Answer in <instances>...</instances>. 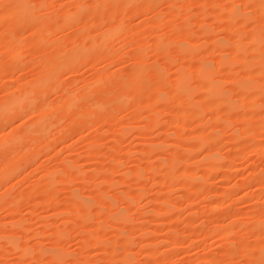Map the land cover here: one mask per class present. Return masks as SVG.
<instances>
[{
	"label": "rangeland",
	"instance_id": "obj_1",
	"mask_svg": "<svg viewBox=\"0 0 264 264\" xmlns=\"http://www.w3.org/2000/svg\"><path fill=\"white\" fill-rule=\"evenodd\" d=\"M18 1L0 3V264H58L53 252L66 254L59 264H264L259 0H24L30 22L12 13ZM204 62L228 102L212 105ZM137 67L144 78L131 86ZM207 133L217 142L197 146ZM172 170L177 185L165 180ZM74 191L93 204L86 225L79 214L67 221ZM103 196L113 204L101 206ZM120 213L130 225L114 224ZM100 227L106 244L82 241Z\"/></svg>",
	"mask_w": 264,
	"mask_h": 264
},
{
	"label": "bare ground",
	"instance_id": "obj_2",
	"mask_svg": "<svg viewBox=\"0 0 264 264\" xmlns=\"http://www.w3.org/2000/svg\"><path fill=\"white\" fill-rule=\"evenodd\" d=\"M247 1V0H246ZM17 3V2H16ZM259 3L263 6V8H264V0H259ZM4 4H6V3H4ZM16 6H15V11L13 12L12 11V13H15V15L16 16H18V17H20V19L23 21V22H26V21H28V22H30V21H32L34 18H35V16H34V13L32 14L31 13V11H30V9H28L27 8V6H26V4H25V1L24 0H20V1H18V3L17 4H15ZM12 6H13V4H12ZM10 9H11V6H10ZM9 10V9H8ZM12 10V9H11ZM33 10V9H32ZM75 11V10H74ZM79 11V10H78ZM78 11H76V12H78ZM79 13V12H78ZM171 13H173V12H171ZM14 15V14H13ZM69 16V15H68ZM67 16V19H69L70 18V16L68 17ZM262 16H263V18H264V9H263V13H262ZM2 18V17H1ZM11 18V17H10ZM37 19V18H36ZM167 19H169V18H167ZM168 21V20H167ZM27 22V23H28ZM189 30H191V29H186L185 31H186V33H190L191 31H189ZM185 33V34H186ZM256 34H257V32H255L254 33V35L256 36ZM110 36H112L111 34H107V35H104V39H101V40H99V41H97V43L98 44H100L101 46L103 45V44H105V42H107V41H109L110 40ZM258 39L256 38V40H254V42H256L257 43V45H260V41H257ZM101 41V42H100ZM161 43H163V42H160V45H161ZM97 45V44H96ZM99 46V45H98ZM97 46V47H98ZM180 47V46H179ZM181 49L183 50V52H184V54L186 55V56H191V53H190V51H189V47H184L183 45L181 46ZM141 65V64H140ZM145 66V65H144ZM143 66V67H144ZM143 67H137V69L135 70V81H134V83H133V85L131 84V86H134V85H136V84H138V82L140 83V81H142V80H140L141 78H144L143 76H144V69L145 68H143ZM212 71H213V68H212V66L210 65V64H208V63H206V62H204V63H202L201 65H200V79H201V81L205 84V86H206V89L209 91L208 93H209V96H211L212 97V105L214 106L217 102H220V101H226V102H228L229 101V98H228V96L225 94V92L223 91V89H222V84H221V82L219 81V80H214L212 77H211V75H212ZM160 71L158 70V73H159ZM184 73H186V72H183L180 76L181 77H179L178 78V81H177V84H178V88L179 89H182V90H186V89H188V84H189V80L188 79H190V77L188 76V73H186V74H184ZM101 78H103V77H101ZM132 82V81H131ZM142 83V82H141ZM140 83V84H141ZM139 85V84H138ZM95 90L96 89H92V90H88V91H86L85 93H86V96L87 95H89V93L91 94V92H95ZM191 94H192V91H191V93L188 95V97H190L191 96ZM187 106H189V102H186V107ZM251 106H252V102H251ZM197 113H201L200 111H196ZM183 114H181V120H183V119H186L185 117H186V112H185V109H184V112H182ZM156 120V119H155ZM103 123H105V122H103ZM101 126V125H100ZM263 126V125H262ZM104 127V126H103ZM261 127V126H260ZM102 129V128H101ZM182 130V129H181ZM261 131V130H260ZM263 131V130H262ZM181 134V133H180ZM185 134V133H184ZM183 133H182V135H184ZM208 134V133H207ZM206 134V135H207ZM209 136L208 137H204L203 136V134L202 135H200V137H201V139L199 140V141H197V143H196V145L197 146H200V147H202V146H204L205 144H206V142H212V143H214V141H216L217 140V138H218V135L217 134H208ZM185 136V135H184ZM184 136H182V137H184ZM234 136H235V138L236 137H238L237 136V133L235 132L234 133ZM181 137V136H180ZM197 137V136H196ZM195 137V138H196ZM188 138V137H187ZM186 138V139H187ZM94 140V139H93ZM16 141V140H15ZM217 142V141H216ZM93 143V142H92ZM96 143V142H95ZM176 143V142H175ZM97 144V143H96ZM183 144V143H182ZM98 145V144H97ZM177 145V144H176ZM162 145H158V147H161ZM180 146V145H179ZM9 147V146H8ZM150 148H151V151H153V149L154 148H152L151 146H149ZM96 148V147H95ZM99 148V147H98ZM10 149V148H9ZM97 149V148H96ZM149 149V148H148ZM100 150V149H99ZM187 150H189V149H187ZM90 151L93 153V152H96L95 154H99V152L98 151H96V150H93V149H91L90 148ZM149 151H150V149H149ZM90 152V153H91ZM98 152V153H97ZM91 153V154H92ZM101 154V153H100ZM94 155V154H93ZM209 165H208V167L210 168V169H215V168H217L219 165H220V155H218V152H216V153H212V154H210V157H209ZM162 166H164L165 164H166V162L165 161H161V163H160ZM116 168V166H114L112 169L114 170ZM79 175H78V177L77 178H79V179H82V180H84L85 179V176H84V174L82 173V172H80V173H78ZM136 178L137 179H140L141 180V178H142V172H141V170L140 169H138V170H136ZM177 174L172 170V171H169L168 173H166V174H164V176H165V180H167L168 182H172L171 184H173V185H177L178 184V181L180 180H178L177 179V176H176ZM190 176V175H189ZM186 178V177H185ZM105 179H106V182L108 183L107 185H109V186H111V187H113L114 185H115V183H114V180L113 181H111V177H110V175L109 174H107L106 176H105ZM47 180H50V179H47ZM53 181V180H52ZM125 181V180H124ZM127 181V180H126ZM193 183V182H192ZM191 183V184H192ZM51 184L52 183H50V185H48V191H50V195H52V197H51V199H52V201L54 202L55 201V196L53 195V193H54V191H55V187L54 186H51ZM142 191V190H141ZM142 193L143 192H140L139 191V193H138V197H140L141 195H142ZM125 194H127V193H125ZM125 194H123V192L121 193V198L120 199H122V201H124V202H126V204H127V206H128V208H129V210H133V208L135 209V201L134 200H132V199H130V198H128ZM170 201V200H169ZM111 204L112 203V199L110 198V197H102V200L100 201V204H101V206H105L106 204ZM137 203V202H136ZM167 203H169L168 201H167ZM173 203V202H172ZM171 203V204H172ZM69 204L70 205H68V208H70L69 210H67V221H71L72 220V218H73V216L75 217V215H76V217H77V214H79L80 216H82V218L80 217V216H78L79 217V219L81 218V224L82 225H84V223H85V225L87 224L86 222H88L89 221V219L91 218L90 216V214H91V209H90V207H92L93 206V204L89 201V199L88 198H86L85 196H82V195H80L79 193H78V191L76 192V191H74L73 193H72V198H71V201H69ZM113 204V203H112ZM174 204V203H173ZM219 206V205H218ZM136 207H137V205H136ZM137 209V208H136ZM135 209V210H136ZM85 210V211H84ZM99 211H100V208H99ZM172 211H173V208L172 207H170V206H168V207H166V212L167 213H172ZM80 212H82V214H80ZM161 212V211H160ZM164 212V211H163ZM174 212V211H173ZM156 213H159L158 211L156 212ZM155 213V214H156ZM129 214V213H128ZM130 216V215H129ZM111 217H112V215H111ZM110 218V217H109ZM132 218V217H131ZM74 219V218H73ZM115 219V223L114 224H116V226L117 227H121V228H123V227H125V226H127V225H130L131 224V219H130V217H128L127 216V214L126 213H120V214H118L117 216H113V220ZM73 221V220H72ZM74 221H77V220H74ZM79 221V220H78ZM76 223H79V222H76ZM79 223V224H80ZM142 224V223H141ZM61 228H59V229H57L56 230V236H55V240H57V241H55L56 243L59 241L60 242V240L62 241V240H64V238L66 237L65 236V228H66V224L65 225H61L60 226ZM140 227V226H139ZM142 227V226H141ZM232 227V226H231ZM103 229H105L104 227H102ZM101 227L100 228H98L97 230H98V233H96L97 235L95 236V234L94 235H92V234H88L87 236H85L84 237V239H82V241L84 242V243H91V244H94V245H104V244H106L108 241H106L102 236V229ZM143 228V227H142ZM262 230H263V228H260L259 229V231L258 232H262ZM229 231V230H228ZM147 232V231H146ZM145 234V233H144ZM130 237V236H129ZM129 237H127L126 236V234L124 235V233L123 234H121V236L119 237V238H121V239H118V240H121L122 242H124V243H128L129 245H130V243L132 242L131 241V239L129 238ZM57 238V239H56ZM118 238V237H117ZM11 242H16V238H12V237H10V239H9ZM66 240V239H65ZM64 240V241H65ZM242 240V239H241ZM117 241V240H116ZM115 242V241H114ZM117 243V242H116ZM87 245H89V244H87ZM226 245V244H225ZM249 245V244H248ZM42 247V246H41ZM109 247V246H108ZM249 247V246H248ZM105 248H107V246L105 247ZM109 249V248H108ZM43 250V249H42ZM229 251H231V250H229ZM234 251V250H233ZM29 251H28V249L26 248L25 250H24V255H25V257L26 256H28L29 254ZM225 253V252H224ZM226 253H228V252H226ZM27 254V255H26ZM252 255V254H251ZM227 256V255H226ZM232 256V255H231ZM230 256V257H231ZM234 256V255H233ZM263 256H264V253L262 252L261 253V255L259 256V259H257V260H261L262 258H263ZM230 257H228L227 256V258H230ZM235 257V256H234ZM233 257V258H234ZM250 257V256H249ZM51 258L53 259V261H55L56 263H60V261L61 260H64L65 258H66V254L64 253V252H53L52 253V256H51ZM127 260H130V257H127L126 258ZM232 259V258H231ZM260 262V261H259Z\"/></svg>",
	"mask_w": 264,
	"mask_h": 264
},
{
	"label": "snow or ice",
	"instance_id": "obj_3",
	"mask_svg": "<svg viewBox=\"0 0 264 264\" xmlns=\"http://www.w3.org/2000/svg\"><path fill=\"white\" fill-rule=\"evenodd\" d=\"M0 3H2V0H0ZM2 7L5 10V19L7 20L9 18L8 15H7V10L10 7V5H8V4H2ZM21 119H23V118H21Z\"/></svg>",
	"mask_w": 264,
	"mask_h": 264
}]
</instances>
